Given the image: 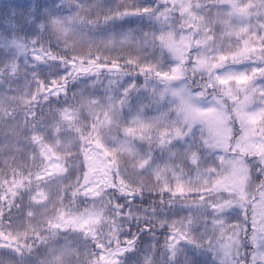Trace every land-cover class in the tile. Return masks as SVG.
Here are the masks:
<instances>
[{
  "label": "snow or ice",
  "instance_id": "6c2138e0",
  "mask_svg": "<svg viewBox=\"0 0 264 264\" xmlns=\"http://www.w3.org/2000/svg\"><path fill=\"white\" fill-rule=\"evenodd\" d=\"M64 3L88 6L87 0ZM262 9L264 0H149L106 18L152 22L135 50L69 55L35 40L18 45L28 59L0 65V163L9 169L0 174V250L23 264L33 251L25 247L30 239L48 245L73 232L93 240V264H156V233L164 230L166 264H177L185 245L207 259L184 253L183 264H264V27L257 26L255 39L238 35L244 48L233 53L216 46L215 22L223 21L229 39L237 31L247 35L243 18L253 10L259 18ZM234 17L241 18L238 30ZM50 23L60 32L79 28L71 18ZM135 31L122 32L120 43H129ZM149 46L153 52L143 55ZM21 71L23 91L11 87ZM21 103L24 129L18 132L8 123L16 109H9ZM85 106L90 124L81 125ZM113 125L117 135H105ZM117 147L131 156L137 177H155V183L129 180ZM64 180L69 183L62 189ZM53 182L59 211L46 229L19 243L17 234L51 199L44 189ZM137 202L147 207L137 210ZM80 203L82 212L73 207ZM109 215L113 236L105 244L96 226ZM143 234L152 242L141 251ZM66 249L51 250L52 264H60Z\"/></svg>",
  "mask_w": 264,
  "mask_h": 264
},
{
  "label": "clouds",
  "instance_id": "9594fccd",
  "mask_svg": "<svg viewBox=\"0 0 264 264\" xmlns=\"http://www.w3.org/2000/svg\"><path fill=\"white\" fill-rule=\"evenodd\" d=\"M248 3H251V0H248ZM87 7L77 8L72 7L69 9L67 6V11L61 9L59 15H52L47 20V25L51 38L58 47H62L66 50L69 55L84 53L86 54L89 50H105V49H124V50H135V47L132 44H120L117 45L111 39V32L109 28L105 27L106 18L110 16L117 15L119 10H111L105 12L103 15L99 8V5H92L87 2ZM56 17L71 18L75 21L79 28H76L68 32H60L56 26L50 23ZM261 27H264V23H261ZM87 35L89 39H85L84 36ZM90 41V42H89ZM87 124H90V120H87ZM117 154V159L121 167L131 170L134 167V161L131 160V163H128L125 158V153H123L118 147L114 149ZM152 183H155V177L151 178ZM67 185H63L61 188H66ZM62 194V193H61ZM51 199L49 202L40 208H37L33 214V219L30 224L21 230L17 235L19 240L27 236H33L36 234V230L43 231L48 227V220L54 218L60 208V199L61 197L56 194V191L53 190L50 193ZM67 199L64 200V205L66 204ZM87 203V202H85ZM85 203L79 204L78 207L74 206L77 211H84ZM96 231L99 235V240L103 241L106 244V237L112 238L113 233H109L105 229L104 224L96 226ZM32 245L29 243L25 247ZM67 246L66 251L64 252L60 264H93L94 257L91 254L95 251L93 247V240L91 237H86L79 233H62L52 237L48 245L41 246L38 250L35 251L34 258L30 264H52L51 250L53 248L60 249ZM33 252V251H32ZM5 264H16L15 260L9 258ZM28 264V262H25Z\"/></svg>",
  "mask_w": 264,
  "mask_h": 264
},
{
  "label": "trees",
  "instance_id": "16d2710c",
  "mask_svg": "<svg viewBox=\"0 0 264 264\" xmlns=\"http://www.w3.org/2000/svg\"><path fill=\"white\" fill-rule=\"evenodd\" d=\"M27 1H30L32 4V10H31L32 14L35 15L36 17L40 18V20H43L44 23L38 22L37 24H33L32 23L33 18L26 19L23 22H21L20 20H17L16 23H7L3 19H1V17H0V32L2 29H4L2 31L3 35H5V34L8 35V41H10L9 37H11L12 38L11 41H13V44L16 47L20 44H29L31 41L35 40L38 43L44 44L45 47L49 46V47L54 48L58 53H61V54L65 53L66 50L64 48L58 47L56 45V43L53 42V40L51 38V34L49 32V29L47 28L48 17L44 16L41 13V8H39L40 4H43L42 2L44 0H27ZM87 2L89 4H92V5L101 6L99 8V10L101 11V14L103 15L105 12L110 13L111 10H119L120 12H123L128 8L135 7L138 3H141V4L148 3L149 0H87ZM215 2H216V0H191V3L193 5H196V4L211 5ZM211 12H212L213 18L215 19L216 10L212 9ZM215 22L217 24L216 46H223V48L226 51L230 50L233 53L240 52L244 48L243 40H241L240 43H237V38H234V39L233 38H231V39L227 38V36L224 34V28H223L221 20L216 19ZM148 24H152V22L150 20H148L147 18L126 17V18H123L122 20L110 21L107 25H105V27L109 28V30L118 31V30H120L122 28H126V27H130V28H135V27L139 28V26L140 27H148ZM240 36L244 37V35H240ZM126 44H132L136 48L135 43H126ZM117 45H120V44H117ZM142 54L147 55L146 52H143ZM73 55H75V54H73ZM5 63H7L6 58L4 57L3 53L0 50V65H3ZM45 70H46V72H44L43 74L47 75V69L45 68ZM33 90H35V89H33ZM77 103H78V105L80 103L79 97H77ZM19 107H20V109L18 110L17 115H19L20 121L23 122L24 121V111H23L24 104L21 103L19 105ZM37 111H39V109H37ZM45 113L47 114V108H45ZM88 116H89V114L87 113V111L84 107L83 108V115L81 116V125L87 124L88 119H86L85 117H88ZM22 125L24 126V124H22ZM3 126L5 127V125H3ZM125 158H126L128 163H131V160H132L131 158H129L126 155H125ZM7 171H9V169L4 167L3 163H0V174H2L3 172H7ZM128 172H129V177H128L129 180H132L136 183H145V184H148L149 186H151L152 180L147 175H145L143 177H137L130 169L128 170ZM68 183H69L68 180H64L62 182V185H67ZM133 186H135V185H133ZM108 199H109L108 197H105V202ZM146 199H148L150 201L151 197H146ZM26 201H27V199L25 198V203H26ZM69 203H70V201L67 200L66 204L69 205ZM98 203H99V201L97 202V205H98ZM100 203L104 207V203H102V202H100ZM81 204H83V203H81ZM88 204H89V206H91V202H88ZM74 206H76V205H73V207ZM140 207H147V205L146 204L140 205V203L137 202V204H136L137 210ZM13 212L15 213L16 210L13 209ZM111 218H112L111 215H109V219H111ZM5 224H7V221H5ZM111 225H112V220L109 221L108 226H106V228H105L106 231L109 233L113 232ZM123 228L125 231H128V225L127 224H124ZM131 230L133 232L138 230L135 220L132 221ZM156 238L158 241L157 248H156V264H166L168 257L166 255H164L162 258V255H161L162 253H164V248H163L164 238H165L164 230L157 231ZM109 239L110 238H106V244L108 243ZM121 240H123V237H121ZM23 242H24V239L21 238L19 240V243H23ZM151 242H152L151 237H149L148 234H143L140 241H139V249L143 245L150 244ZM28 243H30L32 245L33 252H31L30 254L26 252L23 262L24 263L28 262V264H30V262L34 258L35 251L38 250L41 246H44V244H40L39 242H36L34 240H31V239L28 241ZM4 254H5L7 259L11 258L13 260H16V257L11 255L8 252H4Z\"/></svg>",
  "mask_w": 264,
  "mask_h": 264
},
{
  "label": "rangeland",
  "instance_id": "374dc122",
  "mask_svg": "<svg viewBox=\"0 0 264 264\" xmlns=\"http://www.w3.org/2000/svg\"><path fill=\"white\" fill-rule=\"evenodd\" d=\"M233 2L236 4H247L248 0H233ZM258 2H259V0H251V3H258ZM42 3L43 4H40L39 8H41V13L48 18L52 15L62 14L60 11L61 9L67 11L68 5L66 3H64V0H44ZM31 10H32V4L30 1H27V0H0V14H1L0 17H1V19H3L7 23H16L17 20H20L21 22H23L24 20L30 19V18H33V22H32L33 24H37L38 22L44 23L43 20H40V18L33 15ZM243 19H244V26L246 28L250 29V32H248L247 35H245L244 33H240L239 31H237V32L233 33L231 38L234 39V38H237L238 35L239 36L244 35L243 38L245 40L254 39L255 38L254 34L256 32L257 26L261 25V23H264V9H262L260 11V17L259 18H257L256 11L253 10V12L250 16L246 15ZM221 22H222L223 28L225 29V25H224L223 21H221ZM231 23H232V28H236L238 30L239 26L241 25V18L240 17H234L232 19ZM129 29L136 30L133 33L132 40L129 42V43H135L137 38H140L142 40L143 33H145V32L150 33L153 30V25L148 24V27H140L139 26V28L138 27H135V28L126 27V28H122L118 31L110 30L111 39L116 44H121L120 43L121 33L124 31H127ZM3 30L4 29H2L0 32V50L3 53L4 57L6 58V61L9 62L13 59H16L20 62H23L25 59H28L23 54L18 52V47H16L13 44V41H11L12 40L11 37H9L10 41H8V35L7 34L3 35V33H2ZM228 30L231 31V29H228ZM84 38L89 39L87 35H85ZM144 52H146V54L149 55L153 52V49L149 46L148 48H145ZM155 57H157V58L159 57V50L158 49L155 51ZM44 72H46V70H44ZM24 86H25L24 73H23V71H21L20 78L17 80H13L11 83V87L13 89L19 88V89H21V91H23ZM10 95H15V94L10 93ZM12 108L16 109V119L14 121H9L8 123L16 125L17 131L20 132L21 130L24 129V126L22 125V124H24V121L21 122L19 119V115H17V112L20 109V107H17L16 104H12L11 108L9 110H11ZM85 109H86L87 113L90 115L89 109L86 106H85ZM5 127H6V125H5ZM117 131H118V129H117L116 125H113L110 129L106 128L104 130V133H105V135H107L109 137H113V136L117 135ZM25 147L27 148L28 146L25 145ZM123 153H125V152H123ZM125 155L128 156L129 158H131V156L128 153H125ZM22 161H23V154H21V156L18 160V163H22ZM57 183L58 182H53L51 185H49L44 190L46 192H48L49 194L53 190L57 191V188H56ZM62 186L63 185L61 183V187ZM97 206L103 207L100 202L98 203ZM110 220H112V218L109 219V216H108L106 218V222L104 223L105 228H106V226H108ZM13 235H15V233ZM145 246L146 245H143L142 247H140V250L141 251L144 250ZM4 252L5 251L0 250V257H2V259H0V264H5V262L8 260L5 256ZM184 253H186L189 257H191L193 254H195V258L197 261H204L207 259L206 256L201 255L199 253V251L194 250L190 245H185L184 248L182 249V254L179 255V257H178L177 264H183V262L185 260V254ZM141 259H142L141 253L137 252L136 260L140 261ZM23 264H25V263L23 262Z\"/></svg>",
  "mask_w": 264,
  "mask_h": 264
}]
</instances>
